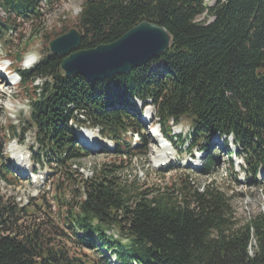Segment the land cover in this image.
Returning a JSON list of instances; mask_svg holds the SVG:
<instances>
[{"label":"trees","instance_id":"trees-1","mask_svg":"<svg viewBox=\"0 0 264 264\" xmlns=\"http://www.w3.org/2000/svg\"><path fill=\"white\" fill-rule=\"evenodd\" d=\"M61 1L0 0V42L8 44L23 22L32 28L31 38L36 36L41 4L52 7ZM81 1L75 26L82 36L80 50L111 44L143 21L163 27L171 45L146 66L93 84L63 76V58L47 48L50 33L42 35L45 53L32 68L20 67L24 53L17 51L13 69L30 99L25 123L39 144L33 160L56 163L61 179L52 199L69 235L55 229L48 216L25 222L33 214L0 195V264H99L70 255L65 245L54 246L49 229L80 249L102 250L108 254L104 264H111L110 257L118 264H264V213L237 226L232 197L213 181L202 187L184 183L177 189L140 190L137 180L118 176L126 169L122 159L95 167L84 179L71 172L72 166L93 155L78 146L68 125L77 110L116 142L114 153L131 160L130 146L121 141L140 123L127 111V98L150 101L164 133H170L171 123L191 117L189 149L204 151L214 135L232 137L246 171L255 176L264 167V0H213L212 6L207 0ZM36 80L41 85L32 87ZM11 128L12 138L28 130L23 127L19 135ZM5 138L0 139V180L15 188L17 178L1 147ZM214 165V157L207 155L191 173L210 177ZM70 182L75 187L63 201ZM114 229L121 239L108 234Z\"/></svg>","mask_w":264,"mask_h":264},{"label":"rangeland","instance_id":"rangeland-1","mask_svg":"<svg viewBox=\"0 0 264 264\" xmlns=\"http://www.w3.org/2000/svg\"><path fill=\"white\" fill-rule=\"evenodd\" d=\"M207 1L209 6L214 4L213 0ZM81 3V0H64L54 4L52 7L43 6V17L40 23L38 22L36 25H34V27L37 26L39 33L33 38L30 36L33 34L32 28L28 23L23 22L18 28L17 33L10 36V42L8 44H0V68L11 64L7 59L15 62L17 51L20 53H27L23 57V61L25 60V57L29 55L33 59V65L37 63L40 60L42 54L45 53L46 43L42 35L45 33H50L51 37L55 38L57 35H61V32L66 33L69 29L76 28L75 26L77 24V17L80 12ZM21 37L26 40V44L24 40H21L20 42ZM16 45L18 48H14ZM25 61H27V59ZM15 66L16 65L14 64L13 67ZM21 68H24L22 67V64ZM16 80L18 81V84L12 87L10 83L7 84V82H3V79L0 77V139H2V136H6L1 147L3 149V154H6L8 157L9 162L7 165L12 170L14 177H16L15 169H18L21 164L18 161L15 162L12 155L10 154L11 147L17 144L20 153L23 156L28 157L27 161L24 162L26 165L29 164V159L32 162V149L36 153L39 152V145L35 139L34 129L31 128V124L27 125L25 123L29 121L30 99L26 96L25 91L19 88V83L21 82L19 76L16 77ZM40 84L41 81L37 80L32 84V87ZM137 107H141L140 103L137 104ZM147 108L144 107L145 115H147L146 112L148 110L153 112L151 107H149V109ZM190 123L191 120L183 118L179 125L175 127L173 126L171 130L172 132L170 131V134L166 132L169 139L173 138V135L178 136L173 138L171 143L166 140L165 142L158 143L154 138H152L151 142L146 143L143 141L140 142L141 144H139V139L133 137L132 134L128 135L126 139L130 141V144L133 147L132 152L134 153L131 157V160H126L129 158L125 159L121 154L109 152L113 149H109L107 147H111L113 145L115 147V144H111V140L107 139L108 142L106 144L110 143V146H103L105 153L98 152L93 156L81 159L79 161L81 163L79 174L83 173L82 177L84 178L85 176L90 175L95 167H98L102 164H118L122 159L124 160L122 165L126 166V169L123 173H119L118 176L121 178V180H137L139 183H137V185L140 190L156 191L159 189H177L184 183L202 187L205 184L213 181L215 182L216 189L223 191L227 196L232 197V211L234 212L233 216L236 223L238 224L237 226L245 224L249 219H252L259 213H264V170L260 171V173L254 177V181L258 182V184L254 185L252 178L249 177L251 173L248 171L244 172L242 170L241 163L243 160L239 157H233L232 162L235 172H231V159L227 158V156L224 155L220 150L222 145L221 143L223 142L221 137L213 136L210 138V140H213L215 145V147L209 152V154H213L212 156L214 157L215 161L212 176L200 177L197 174L191 173L197 172V169L202 166L204 160H201L202 156L198 153H188V151L185 150L186 147H182L181 145L186 141V143L189 142L188 134L191 131ZM11 127H14L18 134L24 132L25 129H28L25 131V134H20V138L23 137V141L20 140V138H10L9 133L13 130ZM23 127H25L24 130ZM147 129L148 128H146V133L149 134L151 128H149L148 131ZM173 142L176 143L175 148L172 147ZM209 144H211L210 141ZM168 145H171V147ZM165 146H168L170 149L169 151H166L167 153H174L176 150H178L181 161L183 163H188L192 166H195L197 169L189 167H181V169H177V166L180 165V162L175 160L177 156H175L174 159L171 156L167 159L165 157V161L161 166L157 163L155 164L153 160L154 157H156V155H160V157H162L165 152ZM13 150H16V147L15 149H12V152ZM189 155L193 156V158L190 159ZM195 155H197V157ZM170 163H173L171 168L174 170L167 171L166 165ZM35 167L38 171L37 175L32 176L30 180H19V182L15 185L17 188L8 186L0 181V195L4 196L6 199H16L17 202H19V200L21 203L24 201L26 202L23 206L27 208L28 214L33 215L24 217L25 222L31 223L34 220L46 221L48 216L55 229L64 231L68 234V231L62 224L59 208L54 206V200L52 199L54 193L53 186L58 180L61 179L60 175L52 174L55 170H53V166L50 164ZM17 177L19 178L18 175ZM37 177L38 180L36 179ZM77 183L78 182H76V184ZM74 187V182H70L68 184V190L62 197L63 201L70 198V194ZM43 197H45V199ZM36 204L40 205V209L35 208ZM48 205L50 206L49 208ZM61 212L63 214L65 209H62ZM51 230L52 229L48 230L50 232L49 237L54 239V246L61 248V246L65 245L70 250V255L72 256L81 257L82 255H85L89 260L93 259L99 264H104L103 257L105 258L108 256V254H105L104 252H98L102 250L99 249L93 252L86 249H80L78 246L73 245L72 240L69 238L57 236ZM114 232L118 237L120 236L117 232V229H114ZM110 234H112V232H110ZM117 236L115 235V237ZM123 241L126 242V240ZM252 246H254L253 242ZM110 260L109 263L113 264L112 258Z\"/></svg>","mask_w":264,"mask_h":264},{"label":"water","instance_id":"water-1","mask_svg":"<svg viewBox=\"0 0 264 264\" xmlns=\"http://www.w3.org/2000/svg\"><path fill=\"white\" fill-rule=\"evenodd\" d=\"M80 44L81 34L70 29L51 40L48 49L63 58L60 69L65 78L79 76L93 84L146 66L169 49L171 37L163 27L143 21L111 44L89 50H80Z\"/></svg>","mask_w":264,"mask_h":264},{"label":"bare ground","instance_id":"bare-ground-1","mask_svg":"<svg viewBox=\"0 0 264 264\" xmlns=\"http://www.w3.org/2000/svg\"><path fill=\"white\" fill-rule=\"evenodd\" d=\"M32 61H33V59H32V57H30V58H28L27 59V61H26V63H27V65L26 66H29L31 63H32ZM153 131H150L149 133H150V135H151V133H152ZM152 136V135H151ZM15 147H16V150H13V152H12V149H15ZM164 150H165V152H164V154L162 155V157H160V155H156V157H154V163L156 164H159V165H161V163L162 162H164L165 161V157H166V155H168V154H171V152L170 153H167L166 151L168 150V148H164ZM170 150V149H169ZM168 150V151H169ZM13 157H14V160H15V162H16V160L17 161H19V163L21 164L20 166L21 167H23V169H24V167H25V163L23 162V161H25V159L27 158L26 156H23L21 153H20V151L18 150V146H17V144H15L14 146H12L11 147V153H10ZM156 158H159V159H156ZM21 161V162H20Z\"/></svg>","mask_w":264,"mask_h":264}]
</instances>
